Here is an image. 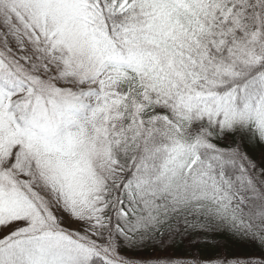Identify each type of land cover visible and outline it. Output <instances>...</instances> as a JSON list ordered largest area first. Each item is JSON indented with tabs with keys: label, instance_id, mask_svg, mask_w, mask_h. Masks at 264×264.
Returning <instances> with one entry per match:
<instances>
[{
	"label": "snow or ice",
	"instance_id": "6c2138e0",
	"mask_svg": "<svg viewBox=\"0 0 264 264\" xmlns=\"http://www.w3.org/2000/svg\"><path fill=\"white\" fill-rule=\"evenodd\" d=\"M0 264H264V0H0Z\"/></svg>",
	"mask_w": 264,
	"mask_h": 264
}]
</instances>
